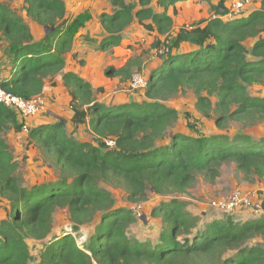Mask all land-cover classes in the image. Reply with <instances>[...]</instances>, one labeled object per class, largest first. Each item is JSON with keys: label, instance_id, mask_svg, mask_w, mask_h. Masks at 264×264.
I'll return each instance as SVG.
<instances>
[{"label": "trees", "instance_id": "16d2710c", "mask_svg": "<svg viewBox=\"0 0 264 264\" xmlns=\"http://www.w3.org/2000/svg\"><path fill=\"white\" fill-rule=\"evenodd\" d=\"M180 1L185 0H158V5L166 11ZM24 3L26 16L43 28L44 35L35 40L21 18L0 2V36L7 43L5 59L0 58V87L30 99L42 94L46 81L63 70L64 56L83 20L69 23L62 0ZM110 3L112 13L100 16L106 34L100 51L118 46L135 20L146 31L170 32L172 19L165 12L155 13L150 0ZM212 10L214 18L173 35L169 47L177 53L163 57L149 73L141 102L105 106L95 101L89 83L74 73L62 76L70 97V122L87 125L97 137L95 144L77 142L66 134L62 119L30 129V139L58 169L61 179L54 183L27 188L14 177L18 165L2 135L10 129L22 131V124L13 110L0 105V197L9 203L8 218L0 221V264H29L28 239L42 243L37 264H264V248L247 245L264 235V215L243 223L227 217L192 233L197 219L185 212L184 203L171 200L150 213L162 224L152 242L128 234L135 216L128 209L114 208L111 195L97 185L99 180L116 181L124 185L128 201L137 203L149 189L159 196L183 194L195 175L205 173L214 179L229 162L264 183V138L174 134L167 144L156 145L177 119V112L164 103L184 89L192 91L195 107L204 116L212 109L209 96H216L218 126L228 119L264 123V98L250 97L246 90L252 82L264 81V0L258 10L228 21L217 17L228 13L222 2ZM248 42H252L249 49ZM182 44L193 50L180 53ZM133 65L134 61L128 62L106 75L130 78ZM231 105L235 108L229 112ZM110 138L114 148L104 142ZM261 208L264 212V200ZM56 209H66L71 224L57 236L52 233ZM84 226L90 231L79 246L76 239ZM227 252L234 254L221 260Z\"/></svg>", "mask_w": 264, "mask_h": 264}, {"label": "rangeland", "instance_id": "374dc122", "mask_svg": "<svg viewBox=\"0 0 264 264\" xmlns=\"http://www.w3.org/2000/svg\"><path fill=\"white\" fill-rule=\"evenodd\" d=\"M62 1L67 6V14L69 17H74V21L77 18V20H83L81 21L82 25L78 28L76 34L82 32L89 23L92 24L95 22L100 24V16L102 14L112 13L113 11V9L111 10L112 7L110 5V0ZM83 1L86 3H83ZM0 2L7 6L13 13L18 15L25 25L33 31L35 36L40 35L41 32L44 31L42 27L33 24L34 22L32 19L26 16V5L24 0H0ZM131 2L135 3V0H131ZM217 17L222 20H226L225 18H222L223 16ZM205 18L207 17L205 16L203 20H205ZM199 22H202V20H196L193 23L186 24L176 19L172 24L170 32L161 35L156 31H146L138 25L135 20L129 26V30L127 31L128 41L125 39L126 36L123 39L122 48H125L127 51H119L117 55L121 57L123 56L124 58L129 56L126 63L132 61L135 62V65L130 68V75L134 72L142 73L143 75H146L145 77L148 79L147 74L153 70V67H155L159 61H162L163 57L157 56L155 53L161 44L164 41L171 44L173 35L180 28H191ZM146 23H150V21H147ZM149 32L152 34H148ZM86 42L91 43V41L88 40ZM245 45L249 49L251 42H248ZM6 46L7 43L0 36V58L3 60L5 59ZM75 47V49L71 47L70 53L73 49L71 57L74 58V61L78 66L83 67L87 63V59H89L93 65L100 66V72H102L104 79L100 86H93L95 87L94 99L97 103L105 106H115L128 104L130 102H141L144 99V90H133L131 88V76L130 78H125L123 75L120 76L118 74L111 76L106 75L111 69L115 71L121 69H118L121 65H119V67L107 65L108 63L104 65L106 63L104 62V59L111 57L113 54L108 53L111 48L105 51H100L97 47V40L96 46L89 45V49L84 47L80 48L77 45ZM169 51L170 53L175 52L174 49L171 48ZM88 54H90V56L91 54L93 55L91 58H88ZM100 54H102V58L100 61L96 62V57H99ZM65 57L67 58V55ZM136 63L139 64L140 68H138ZM46 82L48 83V86L51 85L52 87V84H49L50 81ZM98 89L102 90V92H98ZM64 90L67 96H69L68 90L65 87ZM246 90L247 95L250 97L264 98V81L256 83L252 82L247 86ZM43 95L48 100L49 107L46 112L38 116L40 117L39 119H41L39 120L40 122L48 121L52 123L58 119H62L66 122L65 131L70 138L76 140L77 142L96 143L97 136L87 125L78 126L73 125L70 122L69 116L71 114V110L67 102L62 103V106L60 107L61 110L56 111L59 114L56 115L57 118H55L52 116V108L56 109V107H52V104L55 105L52 100V95H45L44 93ZM202 96L205 97L206 94L203 93ZM209 100L212 104V109L206 116L200 114L196 109V97L190 89L180 90L175 96L165 102L164 104L167 107L174 109L177 112V119L167 130L168 133L166 137L164 136L161 138L156 145L167 144L169 142L168 137L174 134H181L190 137H208L213 135L233 137L237 134H244L249 135L254 140L264 138V123L247 124L228 119L223 126H218L216 120L218 118V114L213 110L215 109L217 98L213 95L209 96ZM234 108L235 105H231L229 107V112L234 110ZM18 120L22 125L25 124L20 117ZM11 130L6 131L2 135V138L5 142L10 144L9 152L18 165L16 171L14 172V177H16L23 187L28 188L35 185L51 184L61 179L58 169L53 165L52 160L46 157L44 151L28 136L30 131L29 127L27 132L21 131V133L19 132L18 134H13ZM97 185L99 188L107 191L111 195L114 208L128 209L135 216L136 221L129 226L127 230L128 234L136 239H149L152 242L155 241L162 224L159 219L151 218L150 213L155 207H158L160 203H165L171 200H177L184 203L185 212L197 219V226L192 230V233L198 227H202L212 221L224 220L227 217H229L232 221L243 223L249 220H258L264 215L263 211L253 212L241 204H238L232 211H229L221 205L227 203L230 196L234 193L238 194L239 199L254 197L251 200L252 203H262V199H264V183L253 176H245L243 173L239 172L236 169L235 164L231 162L223 164L219 169V175L214 179H212L208 174L198 173L195 175L192 185L183 194H167L159 196L154 194L153 191L149 189L146 192V198L137 203H130L128 201V194L124 185L119 184L116 181L99 180ZM227 211L230 213H227ZM8 215L9 203L6 199L0 197V217L4 216L2 219L4 220L8 218ZM70 225L67 210L56 209L52 215V233L56 236L61 235L63 231L69 230ZM89 231L90 227L84 226L80 228L79 238L77 237L76 239V243L79 246L87 239ZM183 237L184 236H181L180 240ZM26 243L32 255V260L29 264H37V258L39 257L42 243L32 239L26 240ZM247 245H260L264 248V235L253 237ZM233 254L234 252L224 253L221 256V260ZM197 264H203V262H199Z\"/></svg>", "mask_w": 264, "mask_h": 264}, {"label": "crops", "instance_id": "0c3cea01", "mask_svg": "<svg viewBox=\"0 0 264 264\" xmlns=\"http://www.w3.org/2000/svg\"><path fill=\"white\" fill-rule=\"evenodd\" d=\"M236 0H185V1H180L175 3L173 6H169L168 9L166 11H164L163 7H160L158 5V0H150V4L149 7L155 12V13H166L167 16H169L172 19V24L173 22H175L176 19L180 20L183 23H193L196 20H202V22H206L207 20H210V18H212L214 16V11L211 10L212 7H216L218 4H220L221 2L223 3V6L228 10L230 8V6L235 2ZM85 1H83L84 3ZM86 3V2H85ZM111 5V3H110ZM66 7V18L68 20V22L70 23L74 17H69L68 16V9L67 6L65 4ZM112 7V6H111ZM260 7V0H248L245 10L242 12V14H240L239 16H237V18L239 17H246L247 15H249L251 12L258 10ZM138 8V7H137ZM113 8H111L112 10ZM111 12V11H110ZM111 14V13H109ZM211 14V16H210ZM207 17L204 19V17ZM210 16V17H209ZM203 17V18H202ZM209 17V18H208ZM225 18L226 20L224 21H228L227 18ZM200 23V22H199ZM34 24V23H33ZM37 26V25H36ZM129 30V27L123 32L122 35V39L118 45V47H112L108 53H113L111 55V57L104 59V62H106L104 65H110V66H115V67H119V65H121V67H119L118 69L122 68L125 66L126 62L128 61L129 56H127L126 58H124L123 56H118L117 53L119 51H127L125 48H122L123 45V39L126 36V41H128V35H127V31ZM33 34V37L35 40H38L40 38H42V36L44 35V31L41 32L40 35L35 36V34L33 33V31H31ZM178 32V31H177ZM176 32V33H177ZM175 33V34H176ZM148 34H152V33H148ZM105 33L101 27L100 24L93 22L92 24L89 23L87 25V27L80 33H77L74 36V41L72 43V48L75 49L76 45L84 48L89 49V45L91 46H96V40H97V47L99 45V42L105 37ZM162 37V36H161ZM262 37H264V34L262 35ZM90 39V40H89ZM91 41V43H88L86 41ZM125 42V41H124ZM252 44V42H251ZM72 49V51H73ZM193 50V47L190 46L189 44H182L180 46L179 52H190ZM71 53H67V58L64 56V60H65V65L63 70L60 72V74H58L57 76H55L50 82L52 84L48 86V83H45L44 86V90L43 93L46 94H50V96L52 95V100L54 101L55 105L52 104V107H56V109L52 108V116H54L55 118L56 115H58L59 113L56 112L57 110H61L60 107L62 106V103H68L69 105V101H70V97L67 96L65 90H64V86H63V81H62V76L65 73H74L75 75H77L78 77H80L81 79H83L85 82L89 83L91 85V87L94 89L95 87L93 86H100L102 81H103V76H102V72L101 69L99 68V65H93V63L91 61H89V59H87V63L83 66L80 67L77 65V63L74 61V58L71 57ZM129 53V52H128ZM175 53H177L175 51ZM70 55V56H69ZM93 54H91L92 56ZM130 55V54H129ZM90 54H88V58H91ZM72 58V59H71ZM102 58V54H100V56L96 57V62L100 61ZM163 60V58H162ZM162 61H159L157 63V65H155V67H153V69H155L156 67H159L161 65ZM152 70V69H151ZM4 72V71H3ZM6 72H4L5 75ZM150 73V72H149ZM149 73L147 74L149 76ZM146 76V75H144ZM49 81V80H47ZM52 101V102H53ZM50 105V104H49ZM59 106V108H58ZM49 107V106H48ZM70 116H69V120L72 117V112H70ZM41 114L27 118L25 120V125H27L30 129L34 126H38L41 124H48L50 122L45 121V122H40L39 119ZM11 130V129H10ZM13 134H18L19 132H15L13 129L11 130ZM21 133V131H20ZM6 144L8 146H10L9 143L6 142ZM4 218L0 217V221Z\"/></svg>", "mask_w": 264, "mask_h": 264}, {"label": "built area", "instance_id": "2783aa9c", "mask_svg": "<svg viewBox=\"0 0 264 264\" xmlns=\"http://www.w3.org/2000/svg\"><path fill=\"white\" fill-rule=\"evenodd\" d=\"M248 0H236L232 6L228 9V13L225 17L228 19H233L245 10L246 4ZM224 17V16H223ZM214 18V16H213ZM169 43L164 41L161 46L156 50V55L165 57L170 53ZM131 88L133 90H144L147 85L148 79L142 74L134 72L131 75ZM0 105L5 108L13 110L23 122L27 118L42 114L48 109V100L44 97L43 93L37 96L31 97L30 99H23L17 96H14L10 93H7L0 87ZM22 131L27 132L28 126L22 125ZM105 144L109 148L115 147V141L110 138L106 139ZM254 197H248L239 199L238 194L234 193L230 196L227 203L221 204L224 208H227L229 211H232L238 204H241L247 208H249L253 212H262L261 203L255 202L252 203L251 200ZM264 200V199H262ZM227 213H230L227 211Z\"/></svg>", "mask_w": 264, "mask_h": 264}, {"label": "water", "instance_id": "95a60500", "mask_svg": "<svg viewBox=\"0 0 264 264\" xmlns=\"http://www.w3.org/2000/svg\"><path fill=\"white\" fill-rule=\"evenodd\" d=\"M45 32L47 33L48 32V30L45 28Z\"/></svg>", "mask_w": 264, "mask_h": 264}]
</instances>
